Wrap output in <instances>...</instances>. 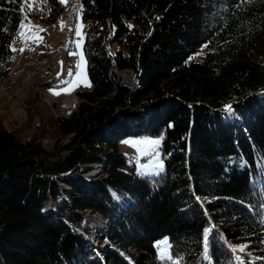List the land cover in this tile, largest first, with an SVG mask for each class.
<instances>
[{"label": "trees", "instance_id": "obj_1", "mask_svg": "<svg viewBox=\"0 0 264 264\" xmlns=\"http://www.w3.org/2000/svg\"><path fill=\"white\" fill-rule=\"evenodd\" d=\"M81 2L90 86L75 110L40 106L26 138L0 119V264H161L165 237L186 264H204L205 229L212 264H264V0ZM63 11L60 0H0V85L21 21L52 25ZM139 134L161 137L157 176L118 149ZM83 209L102 218L91 242L74 228Z\"/></svg>", "mask_w": 264, "mask_h": 264}, {"label": "rangeland", "instance_id": "obj_2", "mask_svg": "<svg viewBox=\"0 0 264 264\" xmlns=\"http://www.w3.org/2000/svg\"><path fill=\"white\" fill-rule=\"evenodd\" d=\"M62 15L58 16L56 21L52 25H46L34 18H25L21 21L19 29H18V42L13 47L15 51H13V61H12V69H19V66H15L14 62L20 58V64H24V60L26 61L27 57L34 54L38 59H51L52 51L54 47L60 43L62 36L64 35L63 27H62ZM79 29L81 35L78 37L76 35V31ZM85 28L84 25L81 24L79 18L77 20L75 31H71L69 34V39L67 41V46L65 48V54L68 58L72 60V64L70 65V69L73 73V76L68 84L58 83L57 85H44L41 86L40 83L29 84L28 87L23 89L21 93L13 100H9L4 102L0 100V119L7 125L9 128H20L22 133L26 132L24 138L28 137V134L33 130L35 124L38 121V110L40 106H44L46 110L53 117H63L67 111L72 113L77 106V98L73 94L77 90L87 89L89 86V79L86 72V60L83 51V39H84ZM78 37V40H74V38ZM72 43V44H71ZM71 44V45H70ZM59 45V44H58ZM57 45V46H58ZM56 46V47H57ZM23 49V51H21ZM28 57V58H29ZM83 57V59H81ZM28 61V59H27ZM26 61V62H27ZM78 62L80 63V67L77 68ZM18 64V65H20ZM26 64V63H25ZM60 66H62V62H60ZM23 72L19 79L25 77L27 74L28 68H25L24 65L16 72L8 76L7 80L2 85H7L12 83L11 76L21 72ZM11 71V70H10ZM69 71V70H68ZM68 71L66 72L65 79H68ZM28 73H31L29 71ZM122 77L126 82L132 83V72L131 71H123ZM63 81V80H62ZM1 86V85H0ZM67 89V91H66ZM51 90V91H50ZM53 92H59V95H54ZM6 103V104H5ZM54 104L55 107L51 108L50 105ZM69 104H72L71 106ZM69 107H72L69 109ZM59 110L60 116H55L54 112ZM30 126V127H29ZM50 137L47 136L43 139V144L50 148L51 140ZM67 139V140H66ZM70 138H62L59 142L60 145L64 144ZM159 139L160 143L157 146L151 145H137L135 147L130 146L124 143L127 140H152ZM160 144L161 137L160 136H151V135H127L125 138L118 142V149L121 153H123L127 160L135 166L137 170L143 165H152L154 167L159 166L162 163L161 153H160ZM154 147L157 155L151 157L149 161H141L142 158H146L145 151L149 148ZM140 151H137V149ZM110 150V149H109ZM100 166V165H99ZM98 166V167H99ZM96 165L88 166L90 171H86V173L90 174L94 172V168ZM104 172V171H103ZM97 174L96 177L93 178H103L106 177V173ZM65 185H64V184ZM59 185L69 191L71 187L67 184V182L60 181ZM68 196L66 193H62L57 201H51V205L56 210H59V206L61 203L67 202ZM60 211V210H59ZM77 214L80 216L81 226H74V228L85 236L87 228H89L92 232H96L97 223L102 221L100 215H96L94 212H90V210L83 209L81 211L76 210ZM99 226V225H98ZM89 234V233H88ZM86 237V236H85ZM87 238V237H86ZM167 238V237H165ZM161 239L160 241L164 240ZM88 241L91 242L90 238H87ZM96 247L105 246L104 242L94 241Z\"/></svg>", "mask_w": 264, "mask_h": 264}, {"label": "bare ground", "instance_id": "obj_3", "mask_svg": "<svg viewBox=\"0 0 264 264\" xmlns=\"http://www.w3.org/2000/svg\"><path fill=\"white\" fill-rule=\"evenodd\" d=\"M73 1L76 3L77 7L80 9L81 3H82L81 0H73ZM63 4H64V11H65L64 18H63L64 35L62 36V39L59 45L53 49L51 59H38L39 57L37 58V56H35L34 54H31V56L28 58V61L24 65L25 68H28L27 73H26L27 75L19 79V77L21 76L23 72V69H22L21 72L11 76L12 83H9L7 85H1L0 86V100L7 102L9 100L15 99L21 93L23 89L28 87L27 86L28 83L30 85L40 83L41 86L49 85V84L57 85L59 82L56 80V77L58 75H61L62 73V66H60V62H62V59H57V51H56L57 48L63 47V56L67 59L69 63V67L72 64V60L68 58L65 54V48L67 46L69 34L71 33V31H75V28H67V23L76 22V13H70V2L68 0H64ZM76 39L77 37L75 36L74 40ZM43 64H50V68L44 69L43 71ZM29 71H31V73H28ZM69 105L71 106L72 104H69ZM71 108L72 107H69V109ZM70 112L71 110L67 111L64 116L69 117V115L71 114ZM102 144H105V142H102ZM146 159L148 158H143L142 160H146ZM92 165L97 166V164H92ZM95 214L99 215L97 213Z\"/></svg>", "mask_w": 264, "mask_h": 264}, {"label": "snow or ice", "instance_id": "obj_4", "mask_svg": "<svg viewBox=\"0 0 264 264\" xmlns=\"http://www.w3.org/2000/svg\"><path fill=\"white\" fill-rule=\"evenodd\" d=\"M12 3H20V0H11ZM61 3L64 2V0H60ZM248 3H254L255 0H247ZM63 27V23H62ZM76 35L79 37L81 35L79 29L76 31ZM18 39V37H17ZM15 40L13 41V43ZM204 47H207L205 45ZM12 51H15V49H11ZM23 51V49H21ZM83 59V57H81ZM191 59V57H190ZM80 67V63L78 62L77 68ZM73 76V73L71 69L69 68L68 71V79L61 81V84H68L69 81L71 80ZM90 86V85H86ZM51 91V90H50ZM67 91V89H66ZM54 95H59V92H53ZM225 112L231 113L232 112V106L231 105H225L224 109ZM124 143L130 145V146H137V145H151V146H157L160 143L159 139H152V140H127ZM137 151H140L138 148ZM157 155V152L154 147L149 148L147 151H145V156H148L149 158L154 157ZM161 172H163V165L162 163L159 164V166H152V165H143L140 168L137 169V174L141 175L143 177H148V176H157ZM260 223L264 225V216H262ZM221 239L223 237L221 236ZM262 242H264V237L261 238ZM215 245V237L212 235V230L211 229H205L204 231V240H203V251L201 252V261L204 262V264H212L211 257L213 256L212 248ZM157 249V259L161 261V264H186L184 256L178 254V253H173L172 252V245L168 241L167 238H165L162 241L156 242L154 245ZM248 245H243L239 248V251L241 253L245 252L246 248ZM237 249L235 247L230 246V251L235 252ZM233 259H239L238 257H233ZM260 260H264V257H258ZM131 264V262H130ZM241 264H245V262H241Z\"/></svg>", "mask_w": 264, "mask_h": 264}, {"label": "built area", "instance_id": "obj_5", "mask_svg": "<svg viewBox=\"0 0 264 264\" xmlns=\"http://www.w3.org/2000/svg\"><path fill=\"white\" fill-rule=\"evenodd\" d=\"M70 2V13H76V22H68L67 23V28H76V24H77V20L79 18L80 15V9L77 7L76 3L73 0H68ZM79 38L77 37L76 40H78ZM57 59H62V73L61 75H58L56 77V80L61 83V81L64 79L65 77V73L66 71L69 70V63L67 61V59L63 56V47L62 48H57ZM50 68V64H43V71L44 69H49ZM129 86H132V83L127 82ZM55 116H60L59 115V110L57 112H54ZM67 117V116H64ZM150 159V158H149ZM149 159H146V161H149ZM144 161V162H146Z\"/></svg>", "mask_w": 264, "mask_h": 264}, {"label": "water", "instance_id": "obj_6", "mask_svg": "<svg viewBox=\"0 0 264 264\" xmlns=\"http://www.w3.org/2000/svg\"><path fill=\"white\" fill-rule=\"evenodd\" d=\"M143 110H144V108H139V109H136V110H132V112H133L134 114H138V113H141ZM117 116H118V111H116V112L114 113V115H112L110 118H107V119L103 122V124H102L101 127L104 128V127L108 126V125L114 120V118L117 117ZM85 236H86L87 238H91L90 234H88V233H85Z\"/></svg>", "mask_w": 264, "mask_h": 264}, {"label": "crops", "instance_id": "obj_7", "mask_svg": "<svg viewBox=\"0 0 264 264\" xmlns=\"http://www.w3.org/2000/svg\"><path fill=\"white\" fill-rule=\"evenodd\" d=\"M64 13H65V11H64ZM61 15H62V22H63L64 15H63V13H62ZM13 54H14V53H13ZM27 58H28V57H27ZM12 61H13V59H12ZM26 61H27V59H26ZM26 61L24 60V64H23V65H25V62H26ZM14 63H15V64H14L15 66H19V69L23 66V65L20 64V58L17 59ZM18 64H20V65H18ZM11 67H12V64H11ZM11 67H10V70H11L10 73L12 72V74H13L14 72H16V71L19 70V69H17V70H16V69H12Z\"/></svg>", "mask_w": 264, "mask_h": 264}]
</instances>
